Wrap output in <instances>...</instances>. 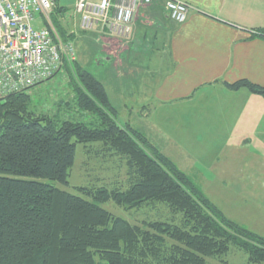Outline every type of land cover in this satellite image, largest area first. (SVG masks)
Here are the masks:
<instances>
[{"label":"trees","instance_id":"1","mask_svg":"<svg viewBox=\"0 0 264 264\" xmlns=\"http://www.w3.org/2000/svg\"><path fill=\"white\" fill-rule=\"evenodd\" d=\"M72 68L73 107L89 124L59 117L68 101L51 116L27 92L0 100V264H226L231 251L264 264V236L226 218L142 133L118 124L104 85ZM226 87L264 96L246 80ZM92 143L125 159V190L55 185L68 186L77 145ZM108 202L151 208L159 220L131 223L105 210Z\"/></svg>","mask_w":264,"mask_h":264},{"label":"crops","instance_id":"2","mask_svg":"<svg viewBox=\"0 0 264 264\" xmlns=\"http://www.w3.org/2000/svg\"><path fill=\"white\" fill-rule=\"evenodd\" d=\"M180 1L190 6L183 24L154 0L138 9L129 40L107 36L128 47L132 67V85L114 75L112 91L140 108L132 127L160 153L177 167L176 155L193 162V182L226 218L264 236L255 226L264 220V96L226 87L264 86V39L255 34L264 0Z\"/></svg>","mask_w":264,"mask_h":264},{"label":"rangeland","instance_id":"3","mask_svg":"<svg viewBox=\"0 0 264 264\" xmlns=\"http://www.w3.org/2000/svg\"><path fill=\"white\" fill-rule=\"evenodd\" d=\"M65 12L57 13L50 12V20L56 34L61 37L69 36L72 33V41L74 60L63 62L61 70L50 80L43 82L27 90L31 99V105L35 107L37 113L54 115L62 100L71 102L70 110L67 112L62 110L59 115L61 119H69L71 121H81L89 124L92 121L91 116L77 114L73 107L71 98L70 73L74 64H78L83 69L92 73L104 86L111 100L112 105L116 109V120L121 126L129 125L134 127L135 112L140 109L133 108L131 101L115 98L113 93L112 82L117 84L113 79H119L120 76H126L124 79L127 85H132L127 82L132 78L129 73L132 72V67L129 66V60L125 59L128 53V47L122 46L117 41L108 38V34H89L77 31L78 18L73 7H66ZM35 27H39V22L33 23ZM75 32V33H74ZM95 32V31H94ZM67 39V38H65ZM64 39V40H65ZM132 63V60L131 62ZM112 76V78H111ZM110 78V79H109ZM133 108V109H132ZM136 127V126H135ZM142 132H146L142 128ZM152 141L153 138L149 137ZM178 168H181L192 181L194 174V166L191 160L186 156H178ZM127 166L123 157L111 154L102 144L92 143L87 145H77L74 165L69 171L68 186H63L58 183L55 185L69 193H74L76 187L99 188L125 190L127 183ZM202 190V189H201ZM108 212L117 217H121L131 223L139 224L146 220H159L155 216L154 210L144 207L140 210H126L118 207L113 202H108L102 205ZM254 214V213H253ZM253 222V221H251ZM246 223L249 224L248 221ZM257 230L264 232V220L255 219ZM263 236V235H262ZM226 264H247V258L241 252L231 251L224 258Z\"/></svg>","mask_w":264,"mask_h":264},{"label":"built area","instance_id":"4","mask_svg":"<svg viewBox=\"0 0 264 264\" xmlns=\"http://www.w3.org/2000/svg\"><path fill=\"white\" fill-rule=\"evenodd\" d=\"M153 1L75 0L77 31H96L127 41L138 9ZM55 7L56 0H0V100L50 80L65 59L74 60L72 41L59 37L52 27L49 17ZM164 7L174 23L186 21L187 3L164 0Z\"/></svg>","mask_w":264,"mask_h":264}]
</instances>
